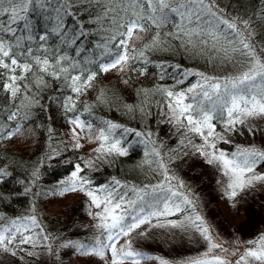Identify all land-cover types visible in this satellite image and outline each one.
<instances>
[{
	"label": "trees",
	"instance_id": "1",
	"mask_svg": "<svg viewBox=\"0 0 264 264\" xmlns=\"http://www.w3.org/2000/svg\"><path fill=\"white\" fill-rule=\"evenodd\" d=\"M186 2L171 0V6ZM126 7V0H34L23 14L26 19L11 24L16 36L25 38L23 47H31L42 58L48 56L50 66L48 72L34 68L21 73L17 68L16 73L25 78L17 81L15 96L2 87L10 82L11 73L4 71L0 76V236L6 238L0 246V264H110L106 252L101 260L64 246H90L97 238L107 242V233L102 235L104 230L97 227L104 221L92 214L95 208L86 201L90 199L87 191L101 201L100 210L109 193L117 200L123 196L122 207L115 214L125 209L135 214L142 207L146 215L162 211L165 202L173 209L167 215L149 217L150 222L125 236L119 249L141 255H118V263L143 259L150 264H160V260L187 264L204 259L215 264V256L225 258L224 252L209 251V242L198 232L192 234L189 226L175 229L172 224L189 225L188 218L197 215L205 224L203 212L218 205L222 210L224 203L220 202L231 197L233 190L236 195L229 201L239 206L236 210L245 219L241 227L230 222L227 233L238 230L251 235L255 234L252 228H264V180L230 189L225 174L231 175L230 170L224 172L208 159L223 153L229 160L241 162L244 150L264 153V120L234 116L230 123V96H225V106L208 87L218 82L223 93L227 81L251 67L239 51H233L242 50L241 38L248 37L247 42L264 56V0H203L202 6L193 5L201 19L193 17L192 22L165 9L166 18L161 16L156 23L142 20L145 30L128 39L129 58L118 65L123 70L117 66L103 71L100 65L122 52L120 33L126 29L120 25L131 16L130 10L124 11ZM209 7L216 16L209 13ZM149 14L150 10L145 12ZM4 20L0 18V23ZM221 20L236 24L241 35ZM29 35L33 39L28 40ZM41 35L47 39L39 40ZM0 36L15 43L10 33L0 32ZM61 55L68 60L61 61L53 74V57ZM115 69L119 73L113 77L110 72ZM89 75L91 80L86 79ZM76 76L80 80L74 83L72 77ZM76 87L79 92L74 91ZM240 87L250 89L240 95L261 98L258 87ZM203 90L210 92L211 102L200 95ZM181 92L183 104H191L193 110L178 120L176 98ZM201 106L209 111L213 126L212 135L204 138L201 131H192L194 126L186 119L188 114L199 119ZM74 120L85 134H99L101 140L95 144L71 140L68 132ZM201 141L208 143V158L197 146ZM77 166L79 171L73 177ZM244 175L264 176V159L257 157L253 172ZM73 192L84 195L69 198L61 208L54 205ZM177 204L181 211L175 210ZM209 214L219 219L212 211ZM23 237L30 238L29 242L20 243ZM221 242L225 249L235 250L228 240ZM232 257L230 254V264Z\"/></svg>",
	"mask_w": 264,
	"mask_h": 264
},
{
	"label": "snow or ice",
	"instance_id": "2",
	"mask_svg": "<svg viewBox=\"0 0 264 264\" xmlns=\"http://www.w3.org/2000/svg\"><path fill=\"white\" fill-rule=\"evenodd\" d=\"M34 0H0V18H5L3 23H0V32L10 33L12 38L15 40V43L12 41H5L3 36H0V76H3V72L7 71L11 73L8 76L9 83L3 84L2 87L8 89L13 96H15L18 92L17 81L22 80L25 77L17 74L16 69L19 68L21 73H30L35 70L37 72H48L50 66V60L48 56L35 55L31 47L24 48L22 41L25 39L24 37H17L16 32L11 27V24L17 22L22 19H26V14L29 10L28 6L30 3H33ZM127 7L124 9L125 12L131 11V16L128 19L127 23L120 25L126 29V32L120 33L122 39L119 40V46L122 49V52H119L115 55V58L111 60L108 64H101L100 68L103 71H108L110 68H115L118 65H122L129 58L126 51V46L128 39H130L135 32L144 31V25L141 23L142 20L148 19L151 20L152 23H156L161 16L167 17V13L164 11L168 9L170 12L178 13L182 19H188L189 22H192V18L195 17L197 21L201 19L200 13L197 11L194 4L203 5V0H187L186 3H179L177 7L171 6V0H126ZM145 5H147V9H145ZM181 9H185L184 12H181ZM150 10L149 15H145L146 11ZM59 11V10H58ZM209 13L212 16H216V12L212 10L211 7L208 9ZM159 12L160 16H157L156 13ZM220 23L227 26L228 29L237 30L236 24L228 21L221 20ZM247 28L248 22H243ZM60 27V24H57V28ZM27 28V25H25ZM56 29H54L55 31ZM194 31V30H193ZM59 34V33H58ZM83 35V33H80ZM237 35H241L237 30ZM251 35V33H249ZM28 40L33 39L31 35L27 37ZM47 37L45 35H41L39 40L45 41ZM109 39H114V37H110ZM248 41V37H243L240 39L239 43L242 46L241 49L233 48V51H239L240 55L245 58V60L251 65L248 71L242 72L239 76L227 81L223 85V93L221 92V84L209 83L208 87L211 90L212 94L216 95L217 100H224V105H227V100H225V96H230L231 106L227 107V114L230 118L229 122H234L231 118L234 116L236 119H239L241 116H254V115H264V56L257 53L254 45ZM191 43V40H189ZM19 49V51H17ZM47 52V49H45ZM227 52V49H225ZM261 53H264V49H261ZM54 64L51 65L53 67V74H55L56 66L60 64L61 61L68 60L67 55H61L59 57H53ZM64 72H67V68L61 69ZM121 70H123L121 68ZM87 80H91L92 76L89 75ZM207 81L208 78L204 77ZM73 82L75 83L77 80H80L79 76L72 77ZM259 80V84H255V82ZM252 84L255 87L260 89L261 98L258 100L255 94L251 95L250 98L245 95H240L239 93L250 91L249 88H241V85H249ZM194 88L196 86H193ZM74 91L79 92L80 88H74ZM189 91H193V89H189ZM169 96H172L173 93L169 92ZM200 95H202L206 100L212 101V95L208 90H203ZM195 98V97H194ZM184 93L177 94L176 105L180 107V114L177 116L179 120L180 117L185 116L186 113H189L190 110H193V106L191 104H183ZM241 102L243 106H241ZM182 105V107H181ZM216 103L213 102V109H215ZM175 112V109L173 110ZM14 115V114H13ZM199 115L200 118H194L193 115L188 114L186 119L190 125H193L192 131L200 132L201 127H207L209 129L208 135H212V125L210 120L212 119L208 110L204 107H199ZM11 118V117H10ZM73 123H78V121L74 120ZM114 127V126H113ZM115 147V145H113ZM240 156L243 157L241 162H237L235 160H229L224 157V154L221 153L219 157L213 156L212 159H209V163L213 162V159L220 160L223 162V166L225 169H229L231 172L230 183L228 187L230 189H235L236 187H244L247 184H251L254 180H264V176H245L244 173L253 172V166L256 163V158L264 159V153L257 152L255 150H244L240 153ZM79 171V166H77V171L73 172L72 175L75 177L77 172ZM226 175L229 173L226 172ZM86 183V181H85ZM75 184L72 185V190H75ZM83 187V185H81ZM69 189L65 188L64 191H68ZM87 195L92 197V202L100 207L101 201L97 200L96 196L91 192L87 191ZM175 195V193H173ZM231 196H235L236 192L233 190L230 193ZM142 199V198H141ZM123 196H120L119 199H115L113 193H109L108 197L104 201L105 207L103 214H98L101 217L103 223L97 225V227L102 228L104 233H107L105 243L101 239L97 238L93 245H70L66 244L65 247L72 246L76 248V251L80 255H94L98 256L103 260L105 258L106 250L111 252L113 257L112 264H118V260L116 257L118 255L123 256H139L140 253L128 251L125 252L123 248H116V241L120 236H128L130 232L138 228L141 224L148 223L149 217L158 216V215H167L173 211V209L169 208L168 203L165 202L164 208L162 211H153L148 212L146 215L144 213V209L141 207L138 212L135 214L128 212L126 209L120 213L115 214L117 209H121L122 207ZM186 203H191L185 198ZM129 204L135 206L136 201H129ZM108 205H111V210ZM176 211H181L179 204L175 205ZM110 219L111 222H108ZM191 221L190 225H185L183 223L177 224L173 223V227H188L191 226L196 232L200 234L206 241L209 242L210 248H220L222 244L217 240L213 242L215 239L211 233L210 229L206 227L200 216H195V218H188ZM35 223V218L32 220ZM5 237L0 236V246L4 245ZM30 238L23 237L20 240V243H28ZM264 239V238H262ZM11 240H8V243H11ZM128 247L131 248V244H128ZM4 251H8L5 247ZM227 252V249H224ZM15 255V253H12ZM207 255V253H205ZM246 257L251 258L255 261H259L260 264H264V247H260L257 250H249L246 253ZM215 264H230V262L226 261L225 258L220 256L214 257ZM241 260H245V257H241ZM160 264H168L165 260H160ZM187 264H210L209 261L204 259H193L187 262ZM247 264V261L245 262Z\"/></svg>",
	"mask_w": 264,
	"mask_h": 264
},
{
	"label": "rangeland",
	"instance_id": "3",
	"mask_svg": "<svg viewBox=\"0 0 264 264\" xmlns=\"http://www.w3.org/2000/svg\"><path fill=\"white\" fill-rule=\"evenodd\" d=\"M118 68L121 69V67H119V66L117 67V69ZM117 69H115L112 72H110L113 77H114V75H117L119 73V72H114ZM176 111H177V113L180 114V107H177ZM254 118L257 119V120L259 119V120L263 121L264 120V115H254ZM201 132H202L203 138H204L208 134L209 129L206 126L205 127H201ZM68 133H69V136H70L71 140H73L74 142L77 141L80 144H81V142L84 144V142H86L88 140H89V142H92L93 144H95V143H97L98 140H101V137L99 136V134H95V133H90L88 135L85 134L84 129H82L80 127L79 123H73V127L71 128V130H69ZM89 135H91L92 137H90ZM197 146H198V148H200L202 150L203 156H204V154H205L206 158H208L210 156L209 152L206 153V151L208 149L207 148L208 143L206 145L204 142L201 141L200 143H198ZM212 158L213 157H209L208 159H212ZM226 159H228V158H226ZM212 163L213 164L214 163L217 164L225 172L226 169L224 168L222 161L213 159ZM227 176H228V178L230 180L231 175L228 174ZM79 194H80L79 192L70 193L67 197L61 198L54 205L56 207L61 208V207L64 206L63 205L64 203L65 204L67 203L69 198L71 200L72 199H78V197L81 198L84 195L83 192H81L80 196H78ZM232 197L233 196H231V197H229L227 199H223L224 201L220 202V203H224L222 205V210H221L220 205H218V206L212 207L213 210H209L210 209L209 208L208 210L203 212V214L207 215V219H206L204 225L210 229L211 235L215 238L213 240V242L218 240L222 244V247L213 248V249L217 250L219 252H224L223 254L228 255V256L225 257L226 261L229 260V256H230V254H232L233 257H232L231 261L233 262V264H245L246 261H247V264H260L259 261H255V260H253L251 258L246 257V253L249 250H257L260 247H264V239H262V238H264V228L262 230H260V231H258V228L257 229L256 228H252L251 229V233H255V234H251V235L249 234L250 232H245L244 233L242 231L239 232L238 230H237V232H235V231L232 232L231 231V234L227 233V231H228L227 226H229L230 222H232L233 224H237V227H239V226L241 227L242 222L245 219L243 213H239L238 212L239 210H236V209H239V206H234L235 204L234 203L232 204V202L229 201V199H232ZM89 198L90 199H87L86 201L90 200V202H92V197L89 196ZM92 204H93V207L95 208L93 210L92 214L95 217H97L98 214H103V210L104 209L100 210L99 209L100 207H97L93 202H92ZM203 210H205V209H203ZM211 211H212L213 215H218L219 216L218 220H216L212 215L209 214V212H211ZM190 224H191V222L189 223V225ZM174 228L177 229L178 227H174ZM189 229H190V232L192 234L196 235V233H195L196 231L191 226H189ZM259 232H262V235L258 236ZM125 238H126L125 236H120L118 238V240L116 241V248L118 250L120 248V244L125 240ZM221 240H224L225 242H227V240H228L230 243H232L231 246L235 250H228L227 249L228 250L227 252L230 253V254L226 253L224 251L225 245L221 242ZM106 254H107L109 263L112 264L113 257L111 255V252L106 250ZM242 256L245 257V260H241ZM117 258H118V256L116 257V259ZM118 264H150V262L146 261V260H143V259H140V260H134V261H125V262H121V263H118Z\"/></svg>",
	"mask_w": 264,
	"mask_h": 264
}]
</instances>
